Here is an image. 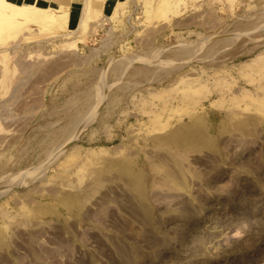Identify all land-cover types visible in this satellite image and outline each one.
Returning a JSON list of instances; mask_svg holds the SVG:
<instances>
[{"label":"rangeland","instance_id":"obj_1","mask_svg":"<svg viewBox=\"0 0 264 264\" xmlns=\"http://www.w3.org/2000/svg\"><path fill=\"white\" fill-rule=\"evenodd\" d=\"M5 1L0 264H264V0Z\"/></svg>","mask_w":264,"mask_h":264},{"label":"bare ground","instance_id":"obj_2","mask_svg":"<svg viewBox=\"0 0 264 264\" xmlns=\"http://www.w3.org/2000/svg\"><path fill=\"white\" fill-rule=\"evenodd\" d=\"M15 17H21L22 19L28 21L34 19L42 22L43 20L44 22L45 20L60 21L61 19H63L64 16L63 14H58V15L47 14V11L44 9L33 8L31 10H27L26 7H14L11 4H8L5 0H0V19L2 20L7 19L11 21L15 19Z\"/></svg>","mask_w":264,"mask_h":264},{"label":"crops","instance_id":"obj_3","mask_svg":"<svg viewBox=\"0 0 264 264\" xmlns=\"http://www.w3.org/2000/svg\"><path fill=\"white\" fill-rule=\"evenodd\" d=\"M29 4H39L42 6L52 7H74L77 5H83L87 0H25ZM94 1V0H92Z\"/></svg>","mask_w":264,"mask_h":264}]
</instances>
